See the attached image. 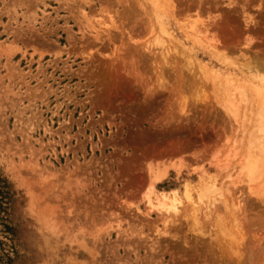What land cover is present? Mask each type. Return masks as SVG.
Returning a JSON list of instances; mask_svg holds the SVG:
<instances>
[{"label": "rangeland", "instance_id": "obj_1", "mask_svg": "<svg viewBox=\"0 0 264 264\" xmlns=\"http://www.w3.org/2000/svg\"><path fill=\"white\" fill-rule=\"evenodd\" d=\"M0 177V264H264V0H0Z\"/></svg>", "mask_w": 264, "mask_h": 264}, {"label": "bare ground", "instance_id": "obj_2", "mask_svg": "<svg viewBox=\"0 0 264 264\" xmlns=\"http://www.w3.org/2000/svg\"><path fill=\"white\" fill-rule=\"evenodd\" d=\"M188 196V195H187ZM203 196V195H202ZM191 197V196H190ZM204 197V196H203ZM152 199V198H151ZM149 200V203H151V205H153V207L155 206V205H157L159 208H162V209H164V210H167V211H169V210H171V209H176L177 208V206H176V203L175 202H173L174 200H172V202L170 203V202H168L167 201V198L166 197H158V204L156 203H154L152 200ZM204 202V201H203ZM160 211V210H159Z\"/></svg>", "mask_w": 264, "mask_h": 264}, {"label": "trees", "instance_id": "obj_3", "mask_svg": "<svg viewBox=\"0 0 264 264\" xmlns=\"http://www.w3.org/2000/svg\"><path fill=\"white\" fill-rule=\"evenodd\" d=\"M2 181H4V179H2L0 177V205H1V202L4 201V198L6 197L5 195V192L3 190V184H2Z\"/></svg>", "mask_w": 264, "mask_h": 264}]
</instances>
